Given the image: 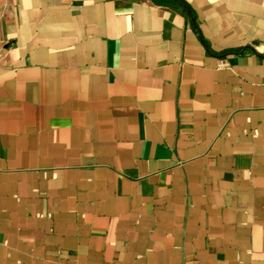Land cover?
I'll return each instance as SVG.
<instances>
[{"label": "crops", "instance_id": "1", "mask_svg": "<svg viewBox=\"0 0 264 264\" xmlns=\"http://www.w3.org/2000/svg\"><path fill=\"white\" fill-rule=\"evenodd\" d=\"M183 1L0 0V264H264V0Z\"/></svg>", "mask_w": 264, "mask_h": 264}, {"label": "trees", "instance_id": "2", "mask_svg": "<svg viewBox=\"0 0 264 264\" xmlns=\"http://www.w3.org/2000/svg\"><path fill=\"white\" fill-rule=\"evenodd\" d=\"M180 3L184 6L188 16L190 17V19L193 21V24L195 25V27L198 29V25H197V22H196V19H195V16H194V13L193 11L189 8V5L183 1V0H179ZM244 49H242L241 51H243Z\"/></svg>", "mask_w": 264, "mask_h": 264}]
</instances>
